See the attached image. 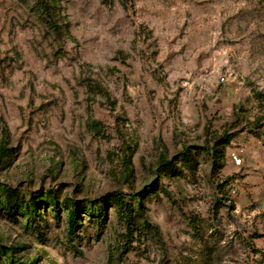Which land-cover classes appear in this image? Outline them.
I'll use <instances>...</instances> for the list:
<instances>
[{"label": "rangeland", "instance_id": "1", "mask_svg": "<svg viewBox=\"0 0 264 264\" xmlns=\"http://www.w3.org/2000/svg\"><path fill=\"white\" fill-rule=\"evenodd\" d=\"M47 3L0 0V264H264V0Z\"/></svg>", "mask_w": 264, "mask_h": 264}, {"label": "trees", "instance_id": "2", "mask_svg": "<svg viewBox=\"0 0 264 264\" xmlns=\"http://www.w3.org/2000/svg\"><path fill=\"white\" fill-rule=\"evenodd\" d=\"M40 12L41 15L43 16V18L45 19V22L48 24V26L50 27L51 30H53L54 32H58V28L57 25L54 23L52 15H51V11H50V5L49 3H47V0H40ZM232 139V135L231 134H224L220 140H219V144L221 145V147H226L227 145L230 144V141ZM216 154H218V157H222L223 156V152L219 151L216 149ZM185 156H183L184 159H186V154H184ZM158 168L160 170H162L163 172H172L175 171L176 172V166L174 165V163L172 161H168L166 160L164 157L160 158L159 161V166ZM151 191L154 192V188L151 189ZM129 196V198H128ZM8 204L10 205V207L12 206L13 202L18 200V194H16L13 191H9L8 193ZM103 201L106 203H111V207H115L120 220L122 221L123 225L125 226L127 231H131V229L133 227H136V214L134 211V206H133V198H131L130 195H125L124 193H120V192H113L110 194L105 195L103 198ZM30 204L29 206L26 208L25 212L29 217H32L34 214H36V205L34 203L33 200H30ZM55 204V202L52 203V205ZM138 207V215L141 217L142 220V224L145 227H148L152 230V232L158 236L159 235V231L156 227L150 225L147 221H145L144 219V204L142 203V201H140L139 204H137ZM68 218H67V226H68V234L71 236L75 233V228L77 226V220L80 216V210H81V206L78 202H69L68 204ZM93 207L87 209L88 212H90L91 214H93ZM84 211H86V209H84Z\"/></svg>", "mask_w": 264, "mask_h": 264}, {"label": "built area", "instance_id": "3", "mask_svg": "<svg viewBox=\"0 0 264 264\" xmlns=\"http://www.w3.org/2000/svg\"><path fill=\"white\" fill-rule=\"evenodd\" d=\"M231 159L233 162L236 163V165H239L241 163V159H240L239 155L236 153L231 154Z\"/></svg>", "mask_w": 264, "mask_h": 264}]
</instances>
